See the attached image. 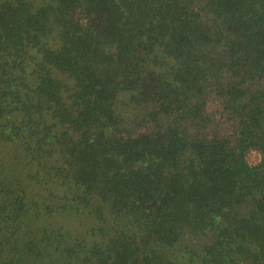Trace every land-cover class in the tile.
Listing matches in <instances>:
<instances>
[{
    "label": "trees",
    "instance_id": "obj_1",
    "mask_svg": "<svg viewBox=\"0 0 264 264\" xmlns=\"http://www.w3.org/2000/svg\"><path fill=\"white\" fill-rule=\"evenodd\" d=\"M0 264H264V0H0Z\"/></svg>",
    "mask_w": 264,
    "mask_h": 264
},
{
    "label": "rangeland",
    "instance_id": "obj_2",
    "mask_svg": "<svg viewBox=\"0 0 264 264\" xmlns=\"http://www.w3.org/2000/svg\"><path fill=\"white\" fill-rule=\"evenodd\" d=\"M260 154L256 151H252L249 155H248V158L250 161L252 162H257L260 160Z\"/></svg>",
    "mask_w": 264,
    "mask_h": 264
}]
</instances>
